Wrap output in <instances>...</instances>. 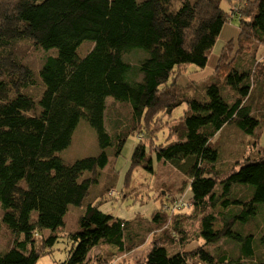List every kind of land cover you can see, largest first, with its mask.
Masks as SVG:
<instances>
[{
    "label": "trees",
    "instance_id": "trees-1",
    "mask_svg": "<svg viewBox=\"0 0 264 264\" xmlns=\"http://www.w3.org/2000/svg\"><path fill=\"white\" fill-rule=\"evenodd\" d=\"M222 1L0 0V229L9 233L0 264H38L52 253L69 207L85 203L108 165L105 150L113 139L107 126L118 138L119 155L128 134L154 133L153 122L172 118L184 104L187 110L171 128L170 141L156 146L154 153L190 180L189 205L177 197L168 208L178 212L175 238L187 247L182 210H194L202 216L204 243L171 252L155 239L143 264H264V226L258 238L244 232L257 205L264 203V156L226 172L216 166V138L222 129L234 125L253 135L264 119V52L249 67L236 63L251 39L264 45V0H250L255 6L240 10V0H225L234 4L230 13ZM233 16L240 19L234 62H226L228 70L221 73L227 43L210 81L195 83L197 93L190 95V83L180 86L177 79L185 67L207 65ZM23 40L35 49L54 50L36 75L15 57L16 44ZM84 44L92 48L81 56ZM108 98L128 109L122 128L114 129L117 120L108 119ZM82 120L96 131L100 153L67 164L60 153L71 145ZM143 143L135 148L132 168L142 165L153 171L155 154ZM85 172L89 176L80 181ZM160 212L150 222L157 228L168 217ZM127 225L90 203L68 233L71 250L62 264H100L92 251L101 243L120 253L130 251L133 233L141 236Z\"/></svg>",
    "mask_w": 264,
    "mask_h": 264
},
{
    "label": "rangeland",
    "instance_id": "rangeland-1",
    "mask_svg": "<svg viewBox=\"0 0 264 264\" xmlns=\"http://www.w3.org/2000/svg\"><path fill=\"white\" fill-rule=\"evenodd\" d=\"M238 1L233 0L236 3ZM231 5L234 6V4H230L225 0L222 1V8L228 13L232 10ZM243 5H248L249 7L255 6L250 0H240L236 8L240 10ZM233 13L237 14L236 9H233ZM239 25L240 19L237 16L228 18L209 55L207 65L204 68L195 66L185 67L177 79L178 85L185 86L190 83L189 91L187 92L190 95L197 93L196 90L198 87L194 88L195 83L202 84L210 81L209 77L213 76L215 72L219 56L224 46L230 43L232 46L230 45V49L226 52L225 59L223 60L224 68L221 73H225L228 70L226 62H234L232 61V56L234 55V49L236 52L238 48ZM30 43L31 41L29 40L18 42L14 52L15 57L26 63L34 70L36 75L42 68L41 64L44 57L51 51L54 52V50L35 49ZM247 43L243 54H239L236 59V63L240 62L241 64L243 62L245 67L253 65L254 62L256 64L258 63L257 61H261L263 59L261 53L264 52V45H261L263 43H257L254 39H251ZM91 48L89 44H84L81 50H79V54L83 56ZM138 52L146 54L144 50H139ZM136 55L138 56L140 54ZM132 64L136 67L135 60L132 61ZM192 72H196V75L193 76ZM38 86H35L36 90L39 88ZM41 86L39 90L43 91L44 86ZM25 94H29V90L25 91ZM34 97L38 100V97ZM107 102L108 113L112 115L108 119H111L112 122H114L113 120H117L114 123V129L122 128V123L126 119L125 114L128 109L113 104V98H108ZM186 110L187 106L184 104L174 111L172 118L165 117L162 119V122L158 120L159 125L153 122L151 127L155 128L152 134H148V132L146 134H128L119 155H115L116 141L118 138L115 137L111 128L107 126V130L113 139L112 145L105 150L109 159L108 165L101 171L99 182L91 188L89 197L85 203L79 207H69L65 217V227H60L56 232L58 241L54 245L52 253L43 256L38 264H62L67 260L71 250V239L68 237V233L77 228L79 217L84 215L90 203L93 205L98 204L100 211L112 215L115 219L123 220L130 225L129 227L127 225L128 229L132 226L131 230L139 233L141 236L138 239L136 234L133 233V237H135L133 239L134 243H127V245L129 244L131 246V250H126L125 253L118 252L116 247L105 246L101 243L99 247L92 251V255L99 259L100 264H143L152 241L155 239H161V243H166L171 252L189 250V248L194 249L199 245H203L204 240L199 234L201 232L202 216L196 214L194 210H182L183 213H186L184 214V226H186V232L189 234V242L187 245L189 248L181 244L180 238H175L179 237V233L173 229L175 222L174 215H176L174 213L178 214V212H171L168 208L177 202L174 203L177 197H184L189 205L191 202L189 190L190 180L165 160H158L154 153L156 146L166 144L170 141L169 133L171 128L180 121ZM116 113H118V117L115 115ZM172 137L174 136L171 135V139ZM140 140L144 142L143 144L149 152L155 154V156H152L153 171L145 170L142 165L132 168V157ZM216 141L220 142V157L216 166L224 172L232 170L238 163H243L249 158L253 159L258 156H264V119L255 129L253 135L245 133L234 125H229L219 132ZM100 150L101 147L96 131L86 121L82 120L75 130L71 145L62 151L60 156L65 163L72 164L79 159L96 156L100 153ZM88 176L89 172H85L81 176L80 181ZM107 188H109L108 193L105 192L102 194L101 190H106ZM188 205L186 206L187 208H189ZM1 209L2 204L0 202V214ZM156 212L164 213L168 216H166L167 219L159 228L154 227L150 223ZM248 221L253 223L246 226L244 232L252 233L256 238L260 237L259 230L264 226V203L257 205L256 216H251ZM45 232H47L45 233L46 236L50 234L49 231ZM8 234L7 229L1 227L0 250L7 246ZM162 237H166L167 239ZM222 244L226 247L225 241L219 243L220 246ZM212 248L214 249V246ZM92 264L97 263L93 261Z\"/></svg>",
    "mask_w": 264,
    "mask_h": 264
},
{
    "label": "bare ground",
    "instance_id": "bare-ground-1",
    "mask_svg": "<svg viewBox=\"0 0 264 264\" xmlns=\"http://www.w3.org/2000/svg\"><path fill=\"white\" fill-rule=\"evenodd\" d=\"M195 73H196V72H195ZM195 73L192 72V75H193V76L196 75Z\"/></svg>",
    "mask_w": 264,
    "mask_h": 264
}]
</instances>
